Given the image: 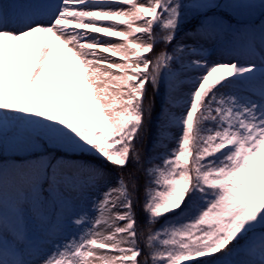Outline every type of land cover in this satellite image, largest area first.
<instances>
[{
    "label": "snow or ice",
    "instance_id": "obj_1",
    "mask_svg": "<svg viewBox=\"0 0 264 264\" xmlns=\"http://www.w3.org/2000/svg\"><path fill=\"white\" fill-rule=\"evenodd\" d=\"M0 264H264V0H0Z\"/></svg>",
    "mask_w": 264,
    "mask_h": 264
},
{
    "label": "trees",
    "instance_id": "obj_2",
    "mask_svg": "<svg viewBox=\"0 0 264 264\" xmlns=\"http://www.w3.org/2000/svg\"><path fill=\"white\" fill-rule=\"evenodd\" d=\"M155 98H156V96H155V93L152 90V87H148V95H147V98H146V103H148L149 101H153L154 104H155L156 103ZM154 113H155V107L153 106V111H152V118L153 119L155 118ZM149 129H150L149 130V135L146 137L145 142H144L145 143V150L148 148V145L146 144L147 140L149 141L152 138V132H154V128L152 129L151 125L149 126ZM133 168H134V165L130 162L128 167L124 170L125 175L127 174L128 171H131ZM112 169L114 170L115 173H117L118 169H116V168H112ZM142 182H143V178L141 177V183Z\"/></svg>",
    "mask_w": 264,
    "mask_h": 264
},
{
    "label": "rangeland",
    "instance_id": "obj_3",
    "mask_svg": "<svg viewBox=\"0 0 264 264\" xmlns=\"http://www.w3.org/2000/svg\"><path fill=\"white\" fill-rule=\"evenodd\" d=\"M155 96H156L155 100H157V99H162V103H163V100L166 99V95H165V93H164L163 91H162L160 94H156V93H155ZM161 108H162V105L159 107L158 115H159V113H160V111H161ZM109 171H111L113 174H115V172H114V170L111 168V166H109Z\"/></svg>",
    "mask_w": 264,
    "mask_h": 264
}]
</instances>
